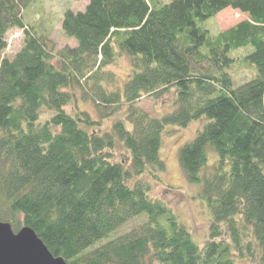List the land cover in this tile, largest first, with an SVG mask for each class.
<instances>
[{"label": "trees", "instance_id": "trees-1", "mask_svg": "<svg viewBox=\"0 0 264 264\" xmlns=\"http://www.w3.org/2000/svg\"><path fill=\"white\" fill-rule=\"evenodd\" d=\"M34 2L0 0V220L68 264H264V0H90L64 12L76 44L62 48L26 21ZM227 8L247 19L211 32ZM13 28L23 44L6 57ZM122 54L131 72L113 88ZM236 63L253 76L237 84ZM171 90V112L137 105ZM201 119L178 151L211 213L200 245L152 189L166 127Z\"/></svg>", "mask_w": 264, "mask_h": 264}, {"label": "rangeland", "instance_id": "rangeland-1", "mask_svg": "<svg viewBox=\"0 0 264 264\" xmlns=\"http://www.w3.org/2000/svg\"><path fill=\"white\" fill-rule=\"evenodd\" d=\"M163 1L170 2L172 0ZM89 2L90 0H35L34 4L25 12V19L31 24L39 25L42 31L49 34V37L56 43L57 47L75 46V40L68 38L62 31L63 14L69 9L84 11ZM245 19H247V15L238 10L227 8L215 18L206 20L204 24L211 32H216L218 30H226ZM7 43L5 56L12 57L21 49L23 31L18 28L11 29L7 34ZM237 53L240 54L242 51ZM110 68L116 73L118 79L113 88H116L117 85L122 86L130 75L131 60L126 55H119ZM231 72L237 84L248 80L254 74L251 69L240 66L238 63L234 65ZM78 93L80 95V91ZM174 99V91L171 90L165 93L158 101L144 97L137 102V105L151 116L156 117L173 111ZM74 106V104H71L69 110L76 109ZM79 106L82 109L90 110L94 118H98L91 103L79 101ZM123 113L122 111L121 114ZM111 120L107 123L105 122L104 127L110 125ZM205 122V119H201L193 121L187 127H166L161 148V157L165 161L166 167L161 174L162 181L154 183L152 189V195L163 199L173 209L179 220L189 228L194 239L200 245L204 244L208 239L211 213L206 203L198 198L201 185L190 183L186 179L179 164L178 151L183 144L195 138ZM140 221L141 219L130 221L120 228L117 234L132 229Z\"/></svg>", "mask_w": 264, "mask_h": 264}, {"label": "water", "instance_id": "water-1", "mask_svg": "<svg viewBox=\"0 0 264 264\" xmlns=\"http://www.w3.org/2000/svg\"><path fill=\"white\" fill-rule=\"evenodd\" d=\"M0 264H68L55 256L31 227L15 232L0 220Z\"/></svg>", "mask_w": 264, "mask_h": 264}]
</instances>
